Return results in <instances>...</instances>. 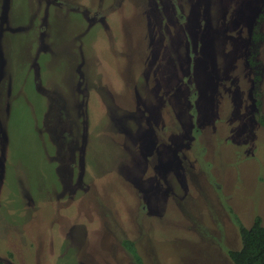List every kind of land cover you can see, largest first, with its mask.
<instances>
[{
  "label": "rangeland",
  "instance_id": "obj_1",
  "mask_svg": "<svg viewBox=\"0 0 264 264\" xmlns=\"http://www.w3.org/2000/svg\"><path fill=\"white\" fill-rule=\"evenodd\" d=\"M260 14L264 0H0V260L137 264L127 239L144 264H234L233 214L264 226Z\"/></svg>",
  "mask_w": 264,
  "mask_h": 264
},
{
  "label": "trees",
  "instance_id": "obj_2",
  "mask_svg": "<svg viewBox=\"0 0 264 264\" xmlns=\"http://www.w3.org/2000/svg\"><path fill=\"white\" fill-rule=\"evenodd\" d=\"M263 15L264 14H260L258 22H260ZM258 27V25H255L251 35L248 63L254 72V84L259 88L264 76V64L259 59L263 35ZM256 104L258 107H261V102L259 100L256 101ZM259 120L264 125V119L259 117ZM233 217L240 228L242 247L238 251L226 250L229 258L234 264H264V226L262 225L261 218L257 217L254 225L251 228H246L237 215L233 214ZM123 242L126 251L130 253L134 261L137 264H144L134 242L127 239ZM0 264L8 263L0 260Z\"/></svg>",
  "mask_w": 264,
  "mask_h": 264
}]
</instances>
